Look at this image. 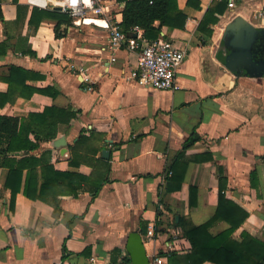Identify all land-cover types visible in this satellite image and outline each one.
<instances>
[{"label": "crops", "instance_id": "obj_1", "mask_svg": "<svg viewBox=\"0 0 264 264\" xmlns=\"http://www.w3.org/2000/svg\"><path fill=\"white\" fill-rule=\"evenodd\" d=\"M53 1L46 0V7L27 0L0 2V44L7 45L0 55V78L10 67L21 68L41 77L26 80L25 88L55 92L30 90L28 97L29 90L0 79V95L7 97L0 116L22 119L52 106L77 112L68 124L58 125L54 140L39 144L35 156L48 150L54 172L77 174L87 182H81L76 196L65 195L52 183L46 201L31 200L22 193L23 172L11 205V192L4 186L8 171L0 168V264H84L89 258L97 264H130L126 243L132 233L140 234L149 264L156 259L169 264L171 253L180 257L191 252L185 230L214 216L218 168L225 198L247 213L232 238L239 241L245 232L264 240V77L231 71L225 64L230 50L223 43L235 18L264 29V18L258 16L264 0H232L234 7L221 11L211 10L221 0H175L174 14L185 17L183 28L154 20L158 39L170 40L185 54L171 90L128 79L136 54L125 47L101 50L108 33L100 21L61 25L59 38L55 19H42L36 29L29 25L32 9L57 10ZM103 2L121 24L125 2ZM91 133L96 137L73 155L79 165H71V147ZM193 134L200 140L184 151L177 166L183 179L179 186L169 183L172 172L167 170ZM104 150L107 158L102 157ZM205 156L211 160H194ZM101 161L109 166L104 174ZM251 172L256 174L254 187ZM101 176L105 180L91 197L88 189ZM37 178L39 187V173ZM228 228L219 220L209 233Z\"/></svg>", "mask_w": 264, "mask_h": 264}, {"label": "trees", "instance_id": "obj_2", "mask_svg": "<svg viewBox=\"0 0 264 264\" xmlns=\"http://www.w3.org/2000/svg\"><path fill=\"white\" fill-rule=\"evenodd\" d=\"M117 1L125 2L120 26L127 37L132 36V29L134 27H138L143 31V36L146 39L150 41L157 40L159 29L151 26L154 20H158L160 25H167V27H184L185 17L180 14H174L175 0ZM12 2L17 4V0H12ZM227 3L228 0L216 2L211 10L221 11L226 7ZM18 9L20 10V7ZM0 18H2L1 13ZM44 18H51L57 21L54 27L56 38L61 37L59 27L61 25L68 26L71 22L67 14H62L56 9L48 11L33 8L29 25L36 29ZM172 18L177 23L172 22ZM223 43L228 45L233 64L241 65L245 73L258 75L260 73L261 77H264V29H256L242 19H234L227 28ZM6 49V43H1L0 55H5ZM27 53L34 56L30 50ZM36 78L41 77L21 68L10 67L8 74L0 79L9 86L17 83L25 88L24 83L26 80ZM25 89L29 90L28 97L34 91L51 96L55 95L54 90L48 88ZM0 99V106L7 103L5 95H0ZM76 115L77 112H73L71 109H59L52 106L45 108L41 113L28 114L27 118L22 119L0 116V168L8 171L4 186L11 192V205H13L14 197L19 191L23 172H26V177L22 193L31 200L46 201L52 183H56L58 187L62 188L63 192L66 193L65 195L76 196L81 190V182H87L86 178L77 174L54 172L52 166L49 164L50 152L48 150L41 151L38 157L35 156V153L40 150L39 144L54 140L58 125L68 124L71 120L75 119ZM95 137L96 135L91 133L88 139L82 135L78 138L77 142L71 147V165H79L78 161H72L74 153L85 142ZM199 140L200 138L193 134L185 141L182 152L179 153L167 170L172 172L171 178L168 179L169 183L177 181L179 186L183 177H178L177 166L178 164L180 166L184 151ZM97 149L98 147H95L93 154L97 152ZM17 154L20 155V158H13ZM194 160L195 162L210 161L211 156L196 157ZM262 160L264 161V157ZM101 162L104 169L102 174H104V172L106 173L109 170V166L107 162ZM38 173L41 179L39 187L35 184L38 179ZM218 173L219 195L214 216L199 226L190 227L185 230L184 236L191 246V252L188 255L180 257L176 253H171L168 256L169 264H205L206 262L212 264H264V240H259L245 232L241 233L239 241L232 238V234L247 218V213L225 198L224 179L221 175V168H218ZM255 179L256 174L251 172V187L255 186ZM104 180V177L101 176L99 180L91 185L88 189L91 197H95L98 194ZM194 191L195 189L191 188V193ZM160 215V211H157V217ZM219 220L225 221L229 228L220 234L211 235L209 228L214 222Z\"/></svg>", "mask_w": 264, "mask_h": 264}, {"label": "built area", "instance_id": "obj_3", "mask_svg": "<svg viewBox=\"0 0 264 264\" xmlns=\"http://www.w3.org/2000/svg\"><path fill=\"white\" fill-rule=\"evenodd\" d=\"M37 7H46V0H27ZM52 6L59 8L61 13L67 14L73 24H84L87 21H100L102 28L107 31V42L101 50L113 52L125 47L129 52L136 54V66L129 72L128 79L137 85L151 87L155 90H171L175 86V74L183 62L185 54L173 42L166 39L147 41L143 31L138 27L132 29V36L127 37L121 30L120 22L106 9L103 0H55ZM229 8L234 2L229 0ZM264 18V10L258 14ZM170 174V173H169ZM148 235L152 234L149 230ZM156 264L161 259L155 260ZM65 264V263H59ZM84 264H97L95 258H89ZM111 264H128L118 261Z\"/></svg>", "mask_w": 264, "mask_h": 264}, {"label": "water", "instance_id": "obj_4", "mask_svg": "<svg viewBox=\"0 0 264 264\" xmlns=\"http://www.w3.org/2000/svg\"><path fill=\"white\" fill-rule=\"evenodd\" d=\"M57 10L59 11V8H57ZM235 19H241V18L238 17V18H235ZM229 25L226 27L225 33H227V28L229 27ZM225 33H224V36H225ZM224 36H223V39H224ZM224 44L228 48V45L226 43H224ZM231 56L232 55H231V52H230L228 57L225 60V64L227 65V67L231 71H236L237 73H244L245 76H249V77H261L262 76L260 73L258 75V74L243 72V67L241 65H236V64L232 63ZM61 143H62V140H57L56 141V144H61ZM101 154H102L103 158H107L108 155H109V152L107 150H104V151H102ZM126 252L129 255L130 264H149V259L146 256V251H145V248H144V244H143L142 238H141L139 233H132V234H130L128 236L127 243H126Z\"/></svg>", "mask_w": 264, "mask_h": 264}]
</instances>
